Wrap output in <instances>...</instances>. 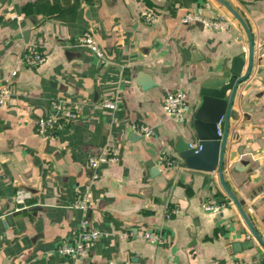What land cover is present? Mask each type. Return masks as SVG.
<instances>
[{
    "label": "crops",
    "instance_id": "crops-1",
    "mask_svg": "<svg viewBox=\"0 0 264 264\" xmlns=\"http://www.w3.org/2000/svg\"><path fill=\"white\" fill-rule=\"evenodd\" d=\"M188 13L222 25L184 23ZM85 32L102 54L80 42ZM250 38L253 67L234 95L223 176L263 242L218 172L189 168L178 154L181 143L197 144L203 83L230 76L242 54L244 74ZM29 44L46 58L35 68L23 58ZM5 82L12 94L0 107V264L264 263V0H0ZM177 90L190 106L183 121L163 110ZM107 98L116 108L103 106ZM55 99L80 102L81 113L45 138L38 120L60 116ZM109 146L120 159L93 169L90 155ZM19 190L31 196L17 210ZM85 196L86 211L76 205ZM208 201L223 206L206 210ZM84 220L101 236L86 256L60 254Z\"/></svg>",
    "mask_w": 264,
    "mask_h": 264
},
{
    "label": "built area",
    "instance_id": "built-area-1",
    "mask_svg": "<svg viewBox=\"0 0 264 264\" xmlns=\"http://www.w3.org/2000/svg\"><path fill=\"white\" fill-rule=\"evenodd\" d=\"M144 18L146 21L150 22L154 19V14L149 11L143 12ZM184 23L203 21L205 25L218 28L221 27V21L219 20H203L200 15L188 13L184 16ZM80 42L90 46L94 51L99 54H102L99 47L97 46L93 36L89 32H85L80 37ZM23 58L25 64L30 68H35L41 65L45 61V56L43 52L33 44H29L25 47L23 52ZM12 94L11 85L9 82L0 84V107L5 106ZM51 105L54 109L59 111L60 116L58 117H41L38 120V132L45 138L54 137L57 133L58 128H61L68 124L69 122L75 121L79 118L82 104L80 102H71L68 100L55 99L51 102ZM103 106L107 108L114 109L117 106L116 98H107L103 102ZM163 110L167 117L183 121L187 118L188 112L190 110L189 102L187 95L184 91L177 90L170 92L163 104ZM223 123V118L218 122L219 133H221V124ZM142 133L144 135H149L151 133V128L148 125L141 126ZM192 146V145H191ZM120 159L119 152L112 146L104 148L99 153H92L89 157V165L95 169L102 164H109L111 162L118 161ZM161 160L166 163H170V158L168 155H162ZM31 195L25 190L17 191V194L14 198L15 208L22 209L27 206V200ZM77 207L83 209L84 211L88 210L91 206V200L88 196H85L82 199H79L76 202ZM223 204H215L213 202H204L203 207L206 210L217 211L221 208ZM141 235L147 240L153 243H160L162 238L160 233L145 230L141 232ZM101 236V232L96 228H91L88 226L87 221L84 220L82 227L78 234V237L72 242H63L58 246V252L63 255H78L86 256L91 247ZM238 264H264L258 261L251 262H241Z\"/></svg>",
    "mask_w": 264,
    "mask_h": 264
},
{
    "label": "water",
    "instance_id": "water-1",
    "mask_svg": "<svg viewBox=\"0 0 264 264\" xmlns=\"http://www.w3.org/2000/svg\"><path fill=\"white\" fill-rule=\"evenodd\" d=\"M26 34L25 32L24 35L26 36ZM253 52V42L250 38L249 63L244 74H242V66L246 55L242 54L236 59L230 76L211 78L203 83L201 90L203 101L194 114L197 144L191 146L189 143H181L178 153L181 163L189 168L218 172L222 186L250 226L241 203L225 183L223 167L229 120L235 115L232 109L234 95L239 84L251 74ZM227 90H231L229 97L226 94ZM221 118H223V133H219L218 128ZM236 167L240 168L241 164L237 163ZM251 229L257 239L263 242L252 226Z\"/></svg>",
    "mask_w": 264,
    "mask_h": 264
}]
</instances>
